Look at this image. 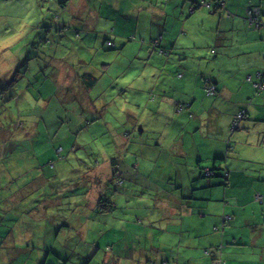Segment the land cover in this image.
Instances as JSON below:
<instances>
[{
  "label": "crops",
  "instance_id": "0c3cea01",
  "mask_svg": "<svg viewBox=\"0 0 264 264\" xmlns=\"http://www.w3.org/2000/svg\"><path fill=\"white\" fill-rule=\"evenodd\" d=\"M57 1L62 2L53 5ZM64 1L71 6L63 16L70 22L59 30L50 27L42 50L53 61L55 52L75 41L84 54L77 61L50 63L51 82L76 88L84 126L100 121L115 150L98 162L80 159L78 168L62 175L56 166L46 167V174L39 166L35 179L58 198L34 209L26 226L21 220L2 222L9 233L0 246V264H71L74 238L85 240L90 233L96 239L108 235L111 242L103 248L96 240L85 243L80 264H218L217 258L222 264H264V88H257L264 86V26H252L248 12L258 7L256 18L264 24V0H223L224 6L209 13L192 10L197 0ZM191 39L198 41L191 45ZM108 42L119 53L133 52L124 61L133 77L132 100L96 93L104 72L97 76L100 65L91 60L106 52ZM19 60H8L11 71ZM78 65L84 70L77 72ZM3 69L0 64L2 74ZM5 77L0 83H9ZM206 85L215 87L213 95L204 93ZM67 94L68 101L73 93ZM143 105L148 131L138 122ZM84 128L72 130L78 135ZM121 151L131 154H117ZM92 180L96 192L90 190ZM160 181L171 184L163 187ZM118 196L125 204L110 205ZM112 208L131 219L111 224L105 214L100 223L90 219ZM57 210L81 216L69 223V216L58 219Z\"/></svg>",
  "mask_w": 264,
  "mask_h": 264
},
{
  "label": "rangeland",
  "instance_id": "374dc122",
  "mask_svg": "<svg viewBox=\"0 0 264 264\" xmlns=\"http://www.w3.org/2000/svg\"><path fill=\"white\" fill-rule=\"evenodd\" d=\"M60 1L62 2L57 1V4L53 5V0H46L40 2L39 5L37 0H0V64L5 65L3 74L0 73V77L5 75V78H11L8 86H15L12 88L14 91L8 95L13 96L11 98L7 95L4 96L10 90L5 89L0 84V227L3 221L15 224L20 220L21 225L26 226L33 219L34 209L36 211L38 206L44 204L48 199L56 200L58 198L49 195L48 184L35 179V171L39 166H42L45 174L47 173L46 167L53 169L56 166L59 175H62L64 171L78 168L80 166L78 160L80 159L90 160L92 163L94 161L98 162L100 155L103 156L115 150L112 146L109 148L100 121L94 124L88 123L84 126L86 117L83 116L84 113L80 106L81 101L75 93L77 92L76 88L52 84L54 78L50 74L54 66L50 63L54 62L58 66L61 64L60 59L62 58L66 62V59L72 60L79 55L82 57L84 54L81 55L79 43L75 41L69 47L66 44V48H61L60 52H55L54 56H51V58L55 57L53 61L47 58V55H49L47 49L42 50V47H45L47 43L46 41L43 42L44 33L50 27L59 30L70 22V19L66 20L63 16L68 15L66 9H71V6L66 5L67 3L64 0ZM202 8L209 13L205 6H202ZM61 17H63L62 20H60ZM35 38V51H33V45L31 47V44ZM195 40L198 41L197 39H191L189 43L194 45ZM116 48L112 46L107 48L106 52L99 51L96 53V57L91 60L95 66L100 65L97 76H101L104 72L102 80L104 88L100 87L99 79L96 93L105 90V94L109 95L108 98L113 99L119 94L132 100L133 91L130 86L133 77L131 71L126 70L124 61L129 62L133 52L126 49L125 52L119 53ZM28 51H30L31 60L26 61V64L30 63L28 66L31 67V70L18 66L11 71L10 63L13 65V61L8 62V60L14 59L17 61L20 59L19 62L23 61L27 58ZM161 53L167 55L166 51H161ZM74 60L77 61V59ZM46 63L50 66L48 67ZM83 70V66H77V72ZM14 71H16V74H14ZM33 72L38 73V76L33 75ZM129 79L131 83L128 82ZM110 80L112 84L109 86ZM27 82L31 86L26 85ZM36 91L41 94L39 98L33 96ZM68 92L73 93V95L69 96L67 101L65 98ZM115 105L120 106L119 99L115 100ZM111 107L114 108V106ZM138 110L140 111L141 108H138ZM141 112L144 113V116L139 117L138 122L139 124L143 123L145 130L148 131L149 119L144 105ZM109 121L112 122L111 117ZM77 127L85 128L76 135V131L72 129ZM136 133L139 134V132ZM117 154L127 155L128 157L131 151H121ZM50 162L52 165H49ZM71 177L74 178L75 175L71 174ZM62 181L63 176H59L56 185L59 186ZM75 181L76 179H73L70 182L74 183ZM95 181L97 180H92V184L90 182V190L93 192H96L98 187H96ZM118 181L114 182L116 185L114 189L116 190ZM139 182L140 180H137L134 183ZM159 184L161 185V181ZM169 184L171 183L166 182L161 186L167 187ZM128 186L129 183L125 182L123 188L126 189L125 195L130 192ZM108 189L111 190L112 188L108 187ZM122 198L118 196L116 200L114 197L110 205L115 203L118 207H121ZM102 214H105L104 221L109 223L113 219H131V216L125 215L119 209L114 208L107 210V213L101 211L99 214L93 213L90 219L95 223H100V219H103ZM55 215L58 219L69 216V223L77 222L81 216V214H78V217L70 218L72 213L59 210ZM62 231V235H64V229ZM96 238L97 235L91 233L88 234L85 240H81L79 237L74 238L70 251L76 254L72 255L71 264L82 263V256H78L84 252L86 246H89V244L85 246V243H92L96 240L99 242V246L103 248L111 242L105 240L110 238L108 235ZM59 239H62V237ZM48 247L52 246L48 245ZM41 255L42 257L47 256L44 252H41Z\"/></svg>",
  "mask_w": 264,
  "mask_h": 264
},
{
  "label": "trees",
  "instance_id": "16d2710c",
  "mask_svg": "<svg viewBox=\"0 0 264 264\" xmlns=\"http://www.w3.org/2000/svg\"><path fill=\"white\" fill-rule=\"evenodd\" d=\"M163 1H166V0H163ZM206 5H209V7L207 8L206 7ZM224 6V1L223 0H214V1H206V0H197L195 3H193L192 4V10L194 9V10H196V9H198V8H200V7H202V6H205L208 10H212V11H215V10H217L218 9V7L220 6ZM253 8H256V9H258V7H256V6H253V7H250V9H253ZM47 42H49L48 40H47ZM107 45H108V47L110 46V47H112V43L111 42H108V43H106ZM109 47V48H110ZM30 52V51H29ZM30 60V58H26L25 59V61L23 60V61H20V63H19V67H21V68H24V69H26V70H31V67H29L28 66V64H26L27 62L26 61H29ZM24 65V66H23ZM20 68V69H21ZM42 69V68H41ZM18 72V71H17ZM24 72V71H23ZM14 74H16V72H14ZM86 78V77H85ZM9 79H11V78H9ZM82 79H84V77L82 78ZM93 80V79H92ZM96 79H94L93 81H95ZM92 81V82H93ZM1 84V86L3 85L4 87H5V89H7L9 86H8V81L6 82V81H4V82H2V83H0ZM12 87H15V86H12ZM204 88V87H203ZM214 89H215V87H214ZM204 90V92L206 93V91H205V88L203 89ZM208 96H210V95H208ZM77 134V133H76ZM49 165H52V163H49ZM109 206V205H108ZM105 207V206H104ZM106 208V207H105ZM110 208V207H109ZM1 231H0V246L3 244V242H5V236L6 235H8V233H9V231H7V229H4V223H3V225H2V223H1ZM218 250H220V249H218ZM47 254V253H46ZM217 262H218V264L219 263H221L222 264V260L220 259V258H217Z\"/></svg>",
  "mask_w": 264,
  "mask_h": 264
},
{
  "label": "built area",
  "instance_id": "2783aa9c",
  "mask_svg": "<svg viewBox=\"0 0 264 264\" xmlns=\"http://www.w3.org/2000/svg\"><path fill=\"white\" fill-rule=\"evenodd\" d=\"M206 7L208 8L209 5H206ZM249 22L252 26H254L255 28H259L261 26H264L263 23H261L257 18H256V15L258 13L257 9L256 8H253V9H249ZM205 91H206V94L207 95H213L215 93V89L213 86H208L206 85L205 87ZM258 89L260 88H264V86L262 84H260L259 86H257ZM242 117V114L240 113L238 115V119H240ZM236 128V123L234 122V124L232 125V129H235Z\"/></svg>",
  "mask_w": 264,
  "mask_h": 264
},
{
  "label": "flooded vegetation",
  "instance_id": "af4514ba",
  "mask_svg": "<svg viewBox=\"0 0 264 264\" xmlns=\"http://www.w3.org/2000/svg\"><path fill=\"white\" fill-rule=\"evenodd\" d=\"M207 175H209V174H207Z\"/></svg>",
  "mask_w": 264,
  "mask_h": 264
}]
</instances>
